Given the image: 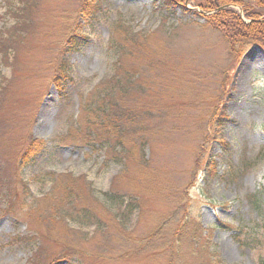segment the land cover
Instances as JSON below:
<instances>
[{
	"label": "rangeland",
	"instance_id": "1",
	"mask_svg": "<svg viewBox=\"0 0 264 264\" xmlns=\"http://www.w3.org/2000/svg\"><path fill=\"white\" fill-rule=\"evenodd\" d=\"M198 3L0 0V264H264L249 197L264 211V46L247 35L264 6L247 18L230 4L238 29L208 26ZM118 27L125 49L170 70L135 63L148 94L132 105L152 107L136 175L65 136L114 73ZM61 59L70 78L56 91ZM29 141L37 154L20 167Z\"/></svg>",
	"mask_w": 264,
	"mask_h": 264
},
{
	"label": "trees",
	"instance_id": "2",
	"mask_svg": "<svg viewBox=\"0 0 264 264\" xmlns=\"http://www.w3.org/2000/svg\"><path fill=\"white\" fill-rule=\"evenodd\" d=\"M263 3L264 0H199L198 4L206 13L212 12L206 17L208 26L231 24L227 28L237 27L239 29L240 27L236 23L239 20L237 13L231 11L229 5L238 4L242 8L244 16L254 18L261 15ZM257 26V29H250L251 31L247 34L249 35L258 30L257 33H252L250 38L248 37V43L252 41L251 44L259 45V42H261L264 46V40L261 37V33H264V23H259ZM119 29L121 30V27L116 28L112 33L114 51L117 57L113 75L107 80L99 81L88 94L85 103L79 107L76 128L69 129L65 136L73 143L81 146H90V148L97 146L108 158L120 159L124 161V166H131L135 169L134 175H136L139 173L137 161L141 164L147 163L143 150L148 145L149 138L146 131L147 125L142 122L146 121H144L146 119L145 115L148 112L150 114L152 107L147 105L146 107L149 108L143 110V107L140 109L139 106L132 105V101L135 103L137 97L148 94H146L142 80L136 73L135 63L148 57L146 61L150 66L154 64L164 70H170L164 59L158 58L155 64L152 57L144 56L143 52L146 49H125L124 40L119 36ZM133 45L136 48L140 46L138 42ZM126 58L128 59V70L124 68ZM69 78L70 68L61 59L53 66L51 84L56 91H62ZM161 112L162 108L159 107L157 112L158 115L160 113L159 116H163ZM134 144L140 146V153H143L138 159L134 154ZM35 151L36 143L29 141L18 160L20 167L28 166L34 161V155L37 154ZM257 194H252L249 197L252 201V209L257 213L259 220L261 219V222L264 223V211L261 208ZM10 210L7 209V211ZM257 224H260V222ZM258 228H260V225ZM256 238V234L252 233L249 240H256ZM262 247L264 249V242Z\"/></svg>",
	"mask_w": 264,
	"mask_h": 264
}]
</instances>
